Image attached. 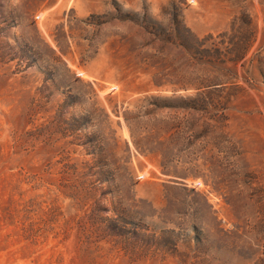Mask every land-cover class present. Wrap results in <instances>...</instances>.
<instances>
[{
	"label": "rangeland",
	"instance_id": "rangeland-1",
	"mask_svg": "<svg viewBox=\"0 0 264 264\" xmlns=\"http://www.w3.org/2000/svg\"><path fill=\"white\" fill-rule=\"evenodd\" d=\"M0 264H264V0H0Z\"/></svg>",
	"mask_w": 264,
	"mask_h": 264
},
{
	"label": "trees",
	"instance_id": "trees-1",
	"mask_svg": "<svg viewBox=\"0 0 264 264\" xmlns=\"http://www.w3.org/2000/svg\"><path fill=\"white\" fill-rule=\"evenodd\" d=\"M193 42H182V45H184L189 51L194 53V56H200V58L210 57L211 59L214 58L213 54H210L209 49L204 48L202 49V45L204 41H200L197 38L192 39Z\"/></svg>",
	"mask_w": 264,
	"mask_h": 264
}]
</instances>
